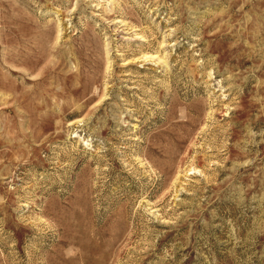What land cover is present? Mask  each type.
<instances>
[{"label":"rangeland","instance_id":"rangeland-1","mask_svg":"<svg viewBox=\"0 0 264 264\" xmlns=\"http://www.w3.org/2000/svg\"><path fill=\"white\" fill-rule=\"evenodd\" d=\"M0 264H264V0H0Z\"/></svg>","mask_w":264,"mask_h":264}]
</instances>
